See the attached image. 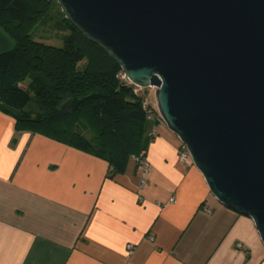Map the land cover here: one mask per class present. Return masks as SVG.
Listing matches in <instances>:
<instances>
[{"label":"crops","instance_id":"1","mask_svg":"<svg viewBox=\"0 0 264 264\" xmlns=\"http://www.w3.org/2000/svg\"><path fill=\"white\" fill-rule=\"evenodd\" d=\"M183 150L159 124L142 185L136 158L111 177L103 158L0 111V264H264L254 221L219 202Z\"/></svg>","mask_w":264,"mask_h":264},{"label":"water","instance_id":"2","mask_svg":"<svg viewBox=\"0 0 264 264\" xmlns=\"http://www.w3.org/2000/svg\"><path fill=\"white\" fill-rule=\"evenodd\" d=\"M159 113L264 244V0H56ZM16 43L0 30V55Z\"/></svg>","mask_w":264,"mask_h":264},{"label":"trees","instance_id":"3","mask_svg":"<svg viewBox=\"0 0 264 264\" xmlns=\"http://www.w3.org/2000/svg\"><path fill=\"white\" fill-rule=\"evenodd\" d=\"M53 5L69 29L62 47L31 33ZM0 30L16 43L0 55V111L18 129L103 158L111 177L145 157L162 124L158 112L144 106L146 92L120 77V65L68 22L56 0H0Z\"/></svg>","mask_w":264,"mask_h":264},{"label":"rangeland","instance_id":"4","mask_svg":"<svg viewBox=\"0 0 264 264\" xmlns=\"http://www.w3.org/2000/svg\"><path fill=\"white\" fill-rule=\"evenodd\" d=\"M31 33L39 41L62 47L64 45V36L69 33V29L65 25L64 17L58 11L56 5H53L46 17L31 30ZM156 91V88L143 90V92H146L144 94L146 95V101L153 108L158 109Z\"/></svg>","mask_w":264,"mask_h":264},{"label":"built area","instance_id":"5","mask_svg":"<svg viewBox=\"0 0 264 264\" xmlns=\"http://www.w3.org/2000/svg\"><path fill=\"white\" fill-rule=\"evenodd\" d=\"M120 77L122 79L128 81L130 84L134 85L135 88H136L135 89L136 92H141L144 89H146V88H143V87H140V86H137V85L133 84L123 71L121 72ZM148 88H152V87H148ZM147 105H148V102L145 103L144 106L147 107ZM155 110L158 112L159 117L161 118V121L164 124V121H163V119H162V117H161V115L159 113V110L158 109H155ZM155 135H156V132H153L152 136L155 137ZM189 159H191L190 156H189V153H188L187 149L184 147V150L181 152V160H183L185 162H189ZM138 163H139V167H140V170H141L142 176H143L142 185H144L145 182H146V176L148 175V172H149L148 171L149 170V163H148L146 157H142L140 160H138ZM174 201H175L174 198H172L171 202H174ZM127 249H128V252L130 254H132L134 252V250H135V246L130 244V245H128Z\"/></svg>","mask_w":264,"mask_h":264}]
</instances>
